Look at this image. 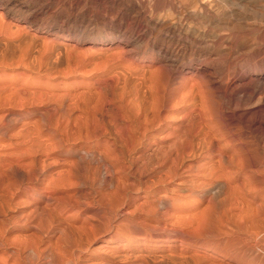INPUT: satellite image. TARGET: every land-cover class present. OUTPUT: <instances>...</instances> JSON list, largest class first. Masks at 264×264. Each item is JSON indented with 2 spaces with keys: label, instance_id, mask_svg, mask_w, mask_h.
<instances>
[{
  "label": "bare ground",
  "instance_id": "obj_1",
  "mask_svg": "<svg viewBox=\"0 0 264 264\" xmlns=\"http://www.w3.org/2000/svg\"><path fill=\"white\" fill-rule=\"evenodd\" d=\"M194 1L172 33L215 50L178 87L135 65L112 79L105 57L60 82L44 48L36 67L30 46L0 52V264H264V12Z\"/></svg>",
  "mask_w": 264,
  "mask_h": 264
},
{
  "label": "rangeland",
  "instance_id": "obj_2",
  "mask_svg": "<svg viewBox=\"0 0 264 264\" xmlns=\"http://www.w3.org/2000/svg\"><path fill=\"white\" fill-rule=\"evenodd\" d=\"M210 2L215 4L210 7L206 6ZM173 3L174 0L173 2L171 0H0V25L9 26L8 29L12 30V32H16L17 28L24 26L21 29L23 33L20 35L16 33V41L8 42L10 38L6 36L7 32H5L6 35L0 34V52L7 51L9 57L14 55V63H16L20 49L30 46L32 55L30 63L32 66L37 52L44 48L47 56L44 58V64L38 72L52 80H54L55 76H59L60 82L82 75L80 70H82V66L88 58L94 59V62L87 60V64L90 62L91 65L86 66L83 72L86 71L93 77H101L103 75L102 71H98L97 66L110 62V78L112 77V79H114L113 76H119L117 74H123L124 71V74H126V66H136L135 68L140 71L143 68V70L146 69L144 72L148 70L147 73H150L153 69L151 73L154 72L155 77L158 73L157 76L159 77L156 78L159 81L162 79L163 85L167 89L168 87H178L180 78L182 77L180 82L188 78L192 74L191 71L194 66L205 68V64H209L207 55L211 50L215 49L206 45L205 41L208 39L202 37L201 32H199L200 34H195V36L197 35L196 38L194 34L172 33L174 27L182 24V19L176 13L181 2L180 0H175L174 5L176 6ZM259 3L261 4L260 6ZM263 4L264 0H195L188 12L192 13L194 9L202 5L210 11L215 8L233 7L242 12L248 10L264 12ZM193 7L194 9L192 10ZM5 22L6 24H4ZM178 46L181 47L179 48ZM222 52H224V49L219 53ZM213 53L215 52L213 51ZM103 59L107 61L104 60V62ZM219 60H223V58ZM95 62L100 64H95ZM46 63H48V66H46ZM93 63L96 69H93ZM34 65L36 67L37 64L34 63ZM215 65L217 69H221L224 66V62H216ZM112 66L117 67V69ZM173 67H179L180 73L171 74ZM248 69L249 66H244L240 74L243 72L247 74ZM94 70L98 75L95 74ZM119 70L123 71V73ZM112 71H115V73ZM197 79H201V77ZM168 80L170 83L167 82ZM177 81L178 83L176 84ZM167 83L168 86H166ZM202 89L204 90L205 87ZM44 107L48 106L46 104L40 105L41 109ZM23 120L21 119V121ZM29 120L36 122L40 120V117L38 114L33 113L30 115ZM18 122L15 124H18ZM12 124L14 123L10 122L9 125L12 126ZM23 157L27 158V155ZM20 170L28 173L30 168L25 166ZM13 178L10 176L12 182ZM27 182H29L28 179H25L24 184H27ZM100 191L102 192V189ZM82 195L85 194L82 193ZM86 201L92 200L89 197L86 200L84 199V202ZM110 202L115 205L118 199L111 197ZM17 208L19 210L25 209L22 211L21 216H26L29 213L25 205ZM0 211V221L4 217L2 214L8 218L11 215V211L8 208H0ZM102 214L100 213L98 214L99 216L95 217L99 218ZM16 223L17 219L10 218L8 227L5 229ZM5 236L8 238L10 235L5 234ZM5 252H7L6 249L2 248L0 256L4 258ZM253 252V250H249L248 254L251 253L253 255ZM257 254L261 253L256 252L255 255ZM260 258H264V253L260 255ZM22 261L25 262L24 259Z\"/></svg>",
  "mask_w": 264,
  "mask_h": 264
}]
</instances>
